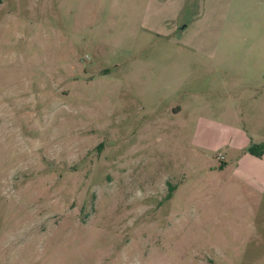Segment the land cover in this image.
Listing matches in <instances>:
<instances>
[{"label":"rangeland","instance_id":"374dc122","mask_svg":"<svg viewBox=\"0 0 264 264\" xmlns=\"http://www.w3.org/2000/svg\"><path fill=\"white\" fill-rule=\"evenodd\" d=\"M260 143L264 0H0V264H264Z\"/></svg>","mask_w":264,"mask_h":264},{"label":"trees","instance_id":"16d2710c","mask_svg":"<svg viewBox=\"0 0 264 264\" xmlns=\"http://www.w3.org/2000/svg\"><path fill=\"white\" fill-rule=\"evenodd\" d=\"M258 145V144H257ZM250 145L246 148V151L250 154L258 156L259 153L264 149V144L260 143L259 146ZM223 163L219 162L217 167H220Z\"/></svg>","mask_w":264,"mask_h":264}]
</instances>
